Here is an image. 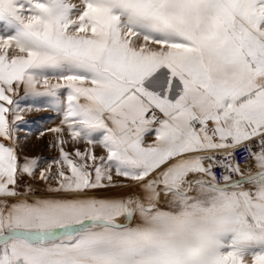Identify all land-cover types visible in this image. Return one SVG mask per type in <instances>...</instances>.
Wrapping results in <instances>:
<instances>
[{
  "label": "snow or ice",
  "instance_id": "6c2138e0",
  "mask_svg": "<svg viewBox=\"0 0 264 264\" xmlns=\"http://www.w3.org/2000/svg\"><path fill=\"white\" fill-rule=\"evenodd\" d=\"M0 264H264V0H0Z\"/></svg>",
  "mask_w": 264,
  "mask_h": 264
},
{
  "label": "rangeland",
  "instance_id": "374dc122",
  "mask_svg": "<svg viewBox=\"0 0 264 264\" xmlns=\"http://www.w3.org/2000/svg\"><path fill=\"white\" fill-rule=\"evenodd\" d=\"M25 119L29 121L27 125H22L20 133L22 136H27L24 145V152L28 155H37L45 157L46 159L54 157L57 153L54 149L47 146L49 137L47 134L38 139L37 133L45 127H51L52 123L56 122L57 118L54 113L48 112L46 109L41 111H33L25 113ZM83 143V142H82ZM81 143V148H82ZM71 145L66 146V150H71Z\"/></svg>",
  "mask_w": 264,
  "mask_h": 264
},
{
  "label": "crops",
  "instance_id": "0c3cea01",
  "mask_svg": "<svg viewBox=\"0 0 264 264\" xmlns=\"http://www.w3.org/2000/svg\"><path fill=\"white\" fill-rule=\"evenodd\" d=\"M82 147H83V143H82Z\"/></svg>",
  "mask_w": 264,
  "mask_h": 264
}]
</instances>
